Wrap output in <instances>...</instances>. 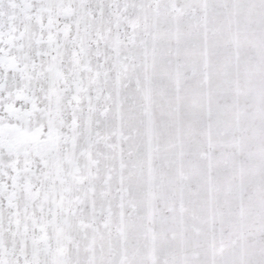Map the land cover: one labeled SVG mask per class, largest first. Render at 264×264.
I'll list each match as a JSON object with an SVG mask.
<instances>
[{"label": "rangeland", "instance_id": "rangeland-1", "mask_svg": "<svg viewBox=\"0 0 264 264\" xmlns=\"http://www.w3.org/2000/svg\"><path fill=\"white\" fill-rule=\"evenodd\" d=\"M0 264H264V0H0Z\"/></svg>", "mask_w": 264, "mask_h": 264}]
</instances>
